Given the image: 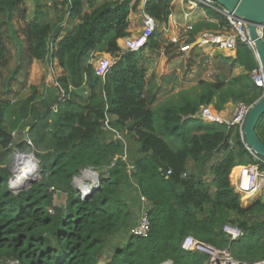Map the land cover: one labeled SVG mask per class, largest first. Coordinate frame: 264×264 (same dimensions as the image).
Listing matches in <instances>:
<instances>
[{"label":"trees","instance_id":"trees-1","mask_svg":"<svg viewBox=\"0 0 264 264\" xmlns=\"http://www.w3.org/2000/svg\"><path fill=\"white\" fill-rule=\"evenodd\" d=\"M26 1L0 0V86L9 63L8 37L27 65L55 64L63 95L50 88L44 96L22 100L14 106L10 126L5 115L11 104L0 98V264H206L204 255L181 249L186 236L228 248L242 262L263 259L264 198L245 209L230 183L233 169L258 161L237 128L194 118L203 106L221 112L229 102L250 106L263 95L249 77L258 67L253 51L244 46L235 51L232 65L241 67L244 76L226 81L221 72L214 82L200 80L154 110L170 92L154 74L148 79L152 55H160L159 30L138 52L123 53L118 45L131 36L130 15L139 0H28L31 17ZM144 11L165 25L170 0H148ZM206 11L218 23L214 28H229L223 15ZM67 20L77 23L56 49ZM201 27L193 26L186 44L195 41ZM100 54L116 59L104 76L92 62ZM23 128H29L27 139L16 147L34 152L40 178L14 193L9 190L11 133ZM124 131V139L115 138ZM255 131L264 144V122ZM124 140L138 145L132 158ZM177 142L181 146L173 148ZM88 169L98 173L100 186L85 199L74 179ZM56 192L66 195L64 208L55 205ZM144 207L150 232L140 239L131 229ZM226 224L243 237L230 241L222 230ZM116 238L126 241L116 246Z\"/></svg>","mask_w":264,"mask_h":264},{"label":"rangeland","instance_id":"rangeland-1","mask_svg":"<svg viewBox=\"0 0 264 264\" xmlns=\"http://www.w3.org/2000/svg\"><path fill=\"white\" fill-rule=\"evenodd\" d=\"M183 1L187 9L190 10L188 3L185 0ZM132 18H133L132 20H133V23L135 24V27H133L131 30V36L136 35L138 32H140L143 26L142 25V22H143L142 15H136V16L132 15ZM14 24L16 25L14 26L18 28L20 27L22 23L15 20ZM163 26L164 25H158V30L161 34V36L158 39L161 42L160 51H159L160 55L158 56L152 55L154 62L149 67L150 71H149L148 79H150L151 76L154 74V77L156 78V82L158 84L162 85L163 87L168 86V88H171L169 94L166 95L165 99L167 97L172 98L173 100L177 99L178 92L184 91V90H191L192 88L197 86V83L200 80H204L207 82H214L216 76L221 72L225 73L226 79H227L226 81H229L230 79L234 77L244 76L246 74L245 71H243L236 65L235 66L232 65V62L235 58V53L218 51V50L209 49V48H202L201 50L195 49L187 53H182L180 51V46L183 45L182 42L175 43L174 47H169V43H171L173 36L170 33L169 34L165 33L163 31ZM219 32L222 33L223 30L217 31V29L215 30L214 28L212 31L213 34H216ZM59 43L60 42H57V44L55 45L56 49ZM5 44L8 48L9 63L7 67L2 70L3 78H2L1 86H0V98L8 101L11 104L10 109L6 112V115H5V121L8 124V126H10L12 122L14 121V118L16 115L15 112L17 111L16 109H14L15 108L14 106H17L22 100H26L33 95H36L37 97L44 96L46 95L47 90L50 88L57 89L59 98H62L63 94L61 90H59V87L56 83V79L59 77L60 70L57 69L55 64L49 65L47 63L34 61L30 65H27L24 61L22 62L20 60L16 45L12 40H9V38L7 37ZM118 45L120 46L121 42L118 41ZM145 54L147 56L151 55L150 51L148 50L145 51ZM165 54H169V55H165ZM105 55H108V54H105ZM97 56L95 60L97 59ZM108 57H110L111 59H114L110 55H108ZM95 60H93L92 62H93V65L97 66V63L99 62V60L98 61L96 60L97 62ZM95 62L96 64H94ZM96 66L94 67L96 68ZM12 77H15V79L12 80ZM237 103H243V102H237ZM237 103H234V108ZM156 105L157 104H154V106L152 107L154 110L158 109ZM190 123H193V122H190ZM28 129L29 128L27 129L23 128L22 130L15 132L14 142L12 145V151H11V157H10V159L13 162L11 172L13 170V166L16 162L17 157L22 154L34 156L33 160L37 164L36 162L37 158L35 157L33 151L25 147L26 149H24L22 152L16 147L18 144H21L23 140H25L24 136L27 135ZM186 133H187L186 137H189L190 132L188 131ZM126 134H127L126 131H124L121 134L120 133L114 134V136L115 138L124 139V136ZM123 142L125 143L123 145L125 150L135 151L138 149V145L134 142V140L132 141L124 140ZM180 146H181V143L179 142L172 144L173 148H178ZM13 177L14 176L11 173V178ZM82 178L83 176L81 174L79 177L74 179V182L78 183V181H80V179L82 180ZM84 183L85 184L87 183L86 184L87 186L91 185L90 184L91 182L89 180H85ZM75 187H77V189L79 190L78 192L82 194L81 188L78 187L77 185H75ZM21 188L22 186L20 188H16V189L14 188L13 190L19 191V189ZM258 195H260L259 197L262 196V198H264V188L261 189L257 193L256 196ZM243 196L244 195H241V197ZM82 197H84L83 194H82ZM255 197L254 195L251 197L247 196L246 199L251 200V199H254ZM54 198H55L56 206H59L62 208L65 207L66 195L60 192H56ZM244 200L245 198L243 199V202H245ZM141 202H142V199H141ZM138 216H139V213L137 214V221H138ZM121 241L125 242L126 240L116 238L113 243H115V245L117 246L120 244ZM110 257H111V254L109 253L106 256H104L103 261H106ZM8 264H17V262L10 261L8 262Z\"/></svg>","mask_w":264,"mask_h":264},{"label":"built area","instance_id":"built-area-1","mask_svg":"<svg viewBox=\"0 0 264 264\" xmlns=\"http://www.w3.org/2000/svg\"><path fill=\"white\" fill-rule=\"evenodd\" d=\"M148 0H143V6H145ZM188 3L190 11L202 8L205 10H211L213 12L223 15L228 22V29L220 28L222 33H210L205 32L200 34L198 40L192 44H186L188 33L192 31L193 27L188 25L183 32V35L171 40V43H181L180 51L187 53L195 49L209 48L218 51H224L229 53H235L239 46L249 48L255 53L254 44L250 40L246 24L237 18H234L229 12L221 9L212 0H185ZM143 22L142 29L136 35H132L128 38L120 40L119 46L121 51L124 52H138L145 48L153 36L154 32L158 29L156 21L142 12ZM229 30V31H228ZM264 31V26L259 30L260 36ZM165 32V29H164ZM255 55V54H254ZM116 59L110 57L102 59L98 62L95 70L99 76H104L110 67L115 63ZM252 83L263 90L264 93V71L260 65L250 73ZM251 106H247L244 103H237L232 114L229 118H226L223 114L217 112L210 106L201 107L199 113L194 118L200 119L206 124L225 125L227 128H237L243 141V126L250 111ZM12 138L15 136V132L11 133ZM248 149V148H247ZM257 164H253L245 168V172L239 177L236 191L240 195L254 194L264 188V170L260 169V164L264 166V159L256 156L252 151L248 149ZM171 172L168 171V175ZM97 183L93 187H96ZM143 204L146 203L145 198H141ZM223 232L229 237L230 241H237L243 237V232L235 226L226 224L223 226ZM150 232V221L148 211L144 207L138 216L137 224L131 229V235L140 239H146ZM181 249L185 252L199 253L204 255L207 260L206 264H264V258L257 262H242L236 259L228 248L220 249L208 243L202 242L193 236H186L182 243Z\"/></svg>","mask_w":264,"mask_h":264},{"label":"water","instance_id":"water-1","mask_svg":"<svg viewBox=\"0 0 264 264\" xmlns=\"http://www.w3.org/2000/svg\"><path fill=\"white\" fill-rule=\"evenodd\" d=\"M221 9L229 12L234 18L242 20L246 24L247 33L250 40L254 44L255 58L258 65L264 71V31L260 36L259 30L264 26V0H212ZM250 111L243 126V141L246 148L252 151L256 156L264 159V144L260 141L256 133V127L264 122V93L263 95L252 105H250ZM29 130V129H28ZM27 139V135L24 136ZM34 157V156H33ZM36 160V159H35ZM37 162V177H35L29 184L20 189L19 191L13 190L11 186V180H9V190L14 193L24 191L31 186L34 182L40 178L39 161ZM13 175V170H12ZM89 173L96 178L97 187H92L88 191H82L84 198L87 199L94 191H96L100 186V180L98 173L91 169L85 170L82 173ZM76 179V178H75ZM74 185H77L74 182ZM77 189V187H76ZM77 191H79L77 189ZM163 264H172L171 261L165 262Z\"/></svg>","mask_w":264,"mask_h":264},{"label":"crops","instance_id":"crops-1","mask_svg":"<svg viewBox=\"0 0 264 264\" xmlns=\"http://www.w3.org/2000/svg\"><path fill=\"white\" fill-rule=\"evenodd\" d=\"M134 1H136V0H134ZM29 2L30 1H28V0L26 1L27 6L29 7L28 15H29V17H31V16H33V8L30 7V3ZM170 6H171V15L169 16V20H168L167 24H165L163 26V31L165 29V33H168V34L170 33L173 36L172 39L177 38L180 35L182 36L183 35V32L185 31V28L188 25H191L192 27L194 26V28L199 27V26H202L201 27V31L198 32V34L193 37V38H195L194 39L195 40L194 42H196L198 40L200 34L205 33V32L212 33V31L214 29V27L212 25H215L216 26L218 24L217 21L211 20V19H209L207 17V11L205 9H201L200 8V9L194 10V11L188 10L187 7L185 6L183 0H170ZM144 7L145 6H143V0H139V6L137 7V11L134 12V13H132L130 15V21H131L133 27H135V24L133 23L132 15H134V16H136V15H142V12L144 11ZM76 23L77 22L72 23V22H70V21L67 20V22H65L62 25L61 29H60V32H59V35H58V39L56 40V43L57 42H60L62 40V38L66 35V33ZM216 29H217V31L220 30L218 27L215 28V30ZM189 33H188V35H189ZM176 35H178V36H176ZM188 38H189V36H188ZM119 42H120V40H119ZM107 57H108V55L102 54V55L97 56V59L96 60L97 61L98 60L100 61V60L105 59ZM96 62L94 64H96ZM94 66H96V65H94ZM239 68L242 69L241 67H239ZM164 88H167L169 91L171 89V88H168V86H164ZM164 99L165 98H161V99L159 98L156 101L155 104L158 105ZM212 108H213V106H212ZM233 110H234V103L229 102L227 105L224 106V109L221 112H219V113L223 114L226 118H229L230 115L232 114ZM135 151H137V150H135ZM128 153L130 155V158H132L136 154V153L134 154L132 150H130ZM214 162L215 161H213L212 164ZM189 164H190L189 166L192 165L191 162ZM245 168L246 167H236L235 169H233L234 170L233 173L231 172V174H230V183H231V186L233 187V189L235 190L236 193H237L236 186L238 185V179H239V178L236 179L237 174L239 172H241V173L242 172H245ZM258 192L259 191H257L255 194H253L254 197L257 195ZM253 195H249V197H251ZM247 196L248 195H244L243 197H241V206L243 208H245V209L250 208L257 201V199L259 198L260 195L256 196L254 199L248 200V202H243V199L244 198L246 199Z\"/></svg>","mask_w":264,"mask_h":264},{"label":"bare ground","instance_id":"bare-ground-1","mask_svg":"<svg viewBox=\"0 0 264 264\" xmlns=\"http://www.w3.org/2000/svg\"><path fill=\"white\" fill-rule=\"evenodd\" d=\"M32 155L22 154L17 157L16 162L13 166V178L11 180L12 188H20L29 182H31L35 177H37V164L34 162ZM244 172H239L236 179H238ZM85 180H89L91 185H86ZM96 183V178L89 173H85L82 180L78 181L77 186L81 188L82 191L86 192L91 189ZM21 188V189H22ZM20 190V189H19ZM255 194V193H254ZM253 195V194H248Z\"/></svg>","mask_w":264,"mask_h":264}]
</instances>
